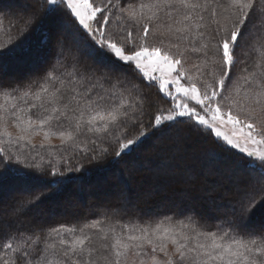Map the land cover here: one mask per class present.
I'll return each mask as SVG.
<instances>
[{"label":"snow or ice","instance_id":"snow-or-ice-1","mask_svg":"<svg viewBox=\"0 0 264 264\" xmlns=\"http://www.w3.org/2000/svg\"><path fill=\"white\" fill-rule=\"evenodd\" d=\"M60 12L71 44L41 73L0 82V167L23 189L0 212V264H264V224L252 226L264 209V0H28L0 19V62ZM174 123L223 142L247 176L224 219L117 208L30 230L8 222L41 200L37 182L129 156Z\"/></svg>","mask_w":264,"mask_h":264},{"label":"trees","instance_id":"trees-1","mask_svg":"<svg viewBox=\"0 0 264 264\" xmlns=\"http://www.w3.org/2000/svg\"><path fill=\"white\" fill-rule=\"evenodd\" d=\"M27 2L28 0H0V19L19 12ZM67 19L68 17L63 12H60L44 22L40 33H29L27 44L19 53L15 57L0 62V82L13 83L27 79L30 76L41 73L45 67L55 62L61 55L58 43L63 42L69 45L71 44L70 38L61 37L58 34V30L62 28ZM5 26H7V20H5ZM45 35L47 36V43L41 45L40 40L42 36ZM83 35L87 40V34ZM0 43H4V37L2 35H0ZM80 58L82 67L84 68L95 65L94 59L84 54V51L80 52ZM150 94L153 97L158 96L161 104H165L167 101V97H164L163 93L159 92L158 86H152ZM174 130H181L183 132L179 135L181 138L186 135L196 143L201 144L199 147L205 149V152H214L217 157L213 160L217 164V167L219 166L226 170L235 169L234 167L238 168L236 157L226 150L223 142L217 141L214 137L206 135L201 131H197L190 123H174L171 127H166L163 131L155 132V134L150 132L146 141L139 147H136L135 151L129 156L119 159L109 156L99 162H93L91 164L86 163L80 171L67 173L61 178L60 183L51 187H43L37 182L34 185V191H42L44 193L41 200L31 206L21 219L14 221L13 218H7L8 222L12 224L13 227L18 225L23 229L30 230L34 226L74 224L84 220H90L109 209L118 208L123 211L121 198L119 196H111L114 194V191H116L113 187L117 188L120 185L129 193L127 196L128 206L130 208L134 206L138 207L136 201L133 200L135 197L134 190L144 189L145 186L143 185L145 183L140 180V175L148 170L149 167L151 168V165L155 166L154 164H160L161 166L162 163L159 160V156L156 155L155 152L150 153L149 150L153 149L158 152L162 150L169 155L170 150L166 151L165 148L160 147V144L164 143L162 137ZM157 142H159V144H156ZM192 159L206 169L210 166V160H201L196 156H193ZM135 163L140 165V167H134ZM182 166L183 164L179 163L175 167L179 173H181L180 170ZM11 167L26 171L23 165H16L13 163ZM136 168L137 170H135ZM210 169H212L211 166ZM210 172V177L204 178L203 183L197 181L190 188V197L194 200V203H196L193 207H187L175 197H172L167 198L165 203L159 202L160 200H155V203L147 208L148 213H146V211L134 212L131 209L129 210V208L124 211L142 217H162L165 214L172 215L173 213L194 212L206 219L209 223L214 224L231 214V206L237 199V197H235L236 192L232 190V188L235 185L238 191V186L247 180V176L244 175L245 179L239 180L238 182L229 179L223 180L221 192L224 196L220 198L217 197L216 194H213L208 201L205 197L201 196V193L210 187L211 189L215 188L213 184L217 183V180L223 176V174L217 171ZM112 176L116 178V180L114 178L115 181L110 179ZM171 178L175 179L176 177ZM127 180L128 182L131 180L133 185L128 184ZM1 187H9L7 191H0V212H3L11 209L16 201L22 198L21 193L23 189L16 180V174L7 171L4 167H0V188ZM161 187L164 186L161 185ZM172 190L178 193L177 189L174 188ZM10 193L14 195L12 196ZM186 194L188 195V193ZM110 196L111 201L105 203L104 197ZM10 198L12 202L9 203L10 200L8 199ZM88 199H93V202L88 203ZM65 203H68V205L64 207ZM2 205L3 207H1ZM53 205L59 206L55 208L52 207ZM156 208H161V210H157ZM36 216H39L41 219L36 218ZM261 224H264V209L257 211L252 220L253 227H259Z\"/></svg>","mask_w":264,"mask_h":264},{"label":"rangeland","instance_id":"rangeland-1","mask_svg":"<svg viewBox=\"0 0 264 264\" xmlns=\"http://www.w3.org/2000/svg\"><path fill=\"white\" fill-rule=\"evenodd\" d=\"M58 34L61 37H67L66 33L63 30V27L58 30ZM84 54H86V52H84ZM182 133L183 132L181 130H174L162 137V141L164 143H161L160 147L165 148L166 151L170 150L169 155H167V152L164 153L162 150H160L159 152L153 149L149 150L150 153L155 152L156 155L159 156V160L162 163L161 166L160 164H154L155 166L151 165V168L149 167L148 170H146L140 175V180L145 183L143 184L145 186L144 189L142 188L134 190L135 197L133 200L136 201L138 207L134 206L130 208L128 206L127 196L129 195V193L123 186L120 185L117 188L113 187V189H115L116 191H114V194L111 196H119L121 198V205L123 211L129 208V210L131 209L134 212L146 211V213H148L147 208L149 206H152L153 203H155V200H160L159 202L165 203L167 198L172 197H175L177 200H179V202L183 203V205L187 207H193L196 203H194V200L190 197V188L197 181H201L203 183L204 178L210 177V171H217L223 174V176L217 180V183L213 184L215 188L211 189V187L209 188L208 186L209 189H205L204 192L201 193V196L205 197V199L208 201L210 196H212L213 194H216L217 197L220 198L224 196L221 192V185L223 183V180L229 179L231 181L233 180L235 182H238L239 180L245 179L244 172L241 169H238L237 167H234L235 169L228 170H226L225 168H220L219 166L218 168L216 166L217 164L213 160L217 157L214 152H205V149L199 147L201 146V144L196 143L195 141L190 139V137L188 138L186 135L182 136L181 138L179 135ZM39 140L40 138H36L35 142L39 143ZM156 144H159V142H157ZM193 156H196L201 160H210V166L212 169H210V166H208L209 168L206 169L204 166L194 161V159H192ZM179 163L183 164L182 169L180 170L181 173H179L175 168L176 165ZM134 167H140V165L135 163ZM135 170H137V168ZM171 177H176L177 179ZM112 178L113 176L110 178L112 181L116 180L115 177V180L114 178ZM128 184L133 185L131 180L128 182ZM161 185H163L164 187H161ZM174 188L178 190V193H175L172 190ZM7 189H9V187H1L0 191H7ZM232 190H235V197H237V190L235 185L233 186ZM208 191L211 193H209ZM186 193H188V195ZM10 195L13 196L14 194L10 193ZM111 196L104 197V202H110ZM8 200H10L9 203L12 202L11 198ZM92 200L93 199H88V203L93 202ZM66 205H68V203H65L64 207ZM58 206L59 205H53L52 207L56 208ZM1 207H3V205ZM156 209L161 210V208ZM36 218L41 219L39 216H36Z\"/></svg>","mask_w":264,"mask_h":264}]
</instances>
